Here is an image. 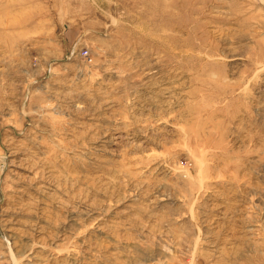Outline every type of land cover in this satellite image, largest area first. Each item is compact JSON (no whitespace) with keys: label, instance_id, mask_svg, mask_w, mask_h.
I'll return each mask as SVG.
<instances>
[{"label":"rangeland","instance_id":"obj_1","mask_svg":"<svg viewBox=\"0 0 264 264\" xmlns=\"http://www.w3.org/2000/svg\"><path fill=\"white\" fill-rule=\"evenodd\" d=\"M0 264H264V0H0Z\"/></svg>","mask_w":264,"mask_h":264},{"label":"built area","instance_id":"obj_2","mask_svg":"<svg viewBox=\"0 0 264 264\" xmlns=\"http://www.w3.org/2000/svg\"><path fill=\"white\" fill-rule=\"evenodd\" d=\"M84 53L87 54V51H85Z\"/></svg>","mask_w":264,"mask_h":264}]
</instances>
